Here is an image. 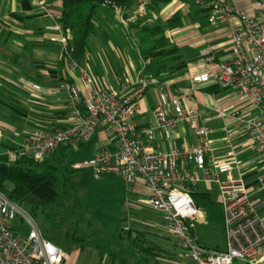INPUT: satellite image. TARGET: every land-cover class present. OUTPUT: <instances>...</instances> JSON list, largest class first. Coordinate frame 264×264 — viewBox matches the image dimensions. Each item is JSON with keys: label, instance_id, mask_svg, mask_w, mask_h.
<instances>
[{"label": "built area", "instance_id": "obj_1", "mask_svg": "<svg viewBox=\"0 0 264 264\" xmlns=\"http://www.w3.org/2000/svg\"><path fill=\"white\" fill-rule=\"evenodd\" d=\"M27 1L35 13L52 21L47 41L60 47L62 61L68 68L67 125L64 129H54L28 120L11 137L9 127L0 125V143L9 145L10 139L15 145L5 152L9 162L15 163L23 157L43 162L61 149L76 151L97 129H103L117 152L104 148L88 161L74 163L72 170L91 169L96 180L109 174L120 176L128 188L129 208L159 212L161 223L179 250L180 264L263 262L264 199L251 200L245 176L250 160L258 161L253 168L257 175L256 191L264 190V0H249V12L231 6L229 0H194L197 5L207 6L210 25L225 28L232 48L228 59L220 61L214 70L193 76L192 87L182 91L175 90L168 82L158 83L152 74L117 88L95 86L86 68L69 54L71 36L60 24L62 3ZM131 1L133 11L127 17L123 9L116 11L127 35L133 23L157 18L149 0ZM207 56L214 63L210 53ZM78 76L90 87L87 96L77 81ZM210 83L231 91L235 100L247 104V112L239 110L229 115L219 109L217 113L224 121L223 141L229 147L222 159L213 156L214 133L202 124L198 109L185 105L192 102L198 86ZM153 86L157 88L160 104L153 110L151 124L137 130L132 120L140 110L141 99ZM33 91L43 92L36 85ZM248 109L256 111V115H250ZM180 123L194 133L195 144H179L176 132ZM157 131L165 134L169 150L152 145ZM243 138L246 141L241 143L244 146L241 148L249 152V157L240 159L243 149L237 151L235 142ZM182 161L193 163L196 171L183 170ZM200 183L217 188L226 240V249L221 252L204 250L193 235L194 224L203 218L193 200V192ZM20 225L27 229L26 234H19ZM70 256L47 238L19 206L0 193V264H69Z\"/></svg>", "mask_w": 264, "mask_h": 264}, {"label": "crops", "instance_id": "obj_2", "mask_svg": "<svg viewBox=\"0 0 264 264\" xmlns=\"http://www.w3.org/2000/svg\"><path fill=\"white\" fill-rule=\"evenodd\" d=\"M56 4L60 0H53ZM229 4L240 10L251 11L249 0H229ZM133 11V4L130 5ZM100 11V15L98 12ZM97 12V34L90 39V51L84 60L79 63L86 68L95 86L103 89L117 88L124 83H133L138 78L149 74V58L143 54L135 44L131 33H125L119 23L116 12L102 7ZM114 14V15H113ZM156 14V13H155ZM155 21L165 23L178 18L180 25L167 30L165 37L170 43L181 50L183 62L186 67L185 74L175 77L168 82L175 90L182 91L192 87V77L201 73L214 70L220 61L228 59L231 54L232 43L227 37L224 27L212 26L208 23L207 6L197 5L194 0H172L163 5L157 13ZM109 21H112L110 23ZM52 21L35 13L27 0H0V125L9 127V136L21 130L28 120L35 123L56 122L62 127L65 121L58 120L57 116L66 113L67 100L66 88L70 83L67 66L62 61L63 56L60 47L47 41L49 28ZM207 53L213 57L214 63L207 59ZM84 94H89L90 87L82 77L77 79ZM39 86L43 92L33 91V86ZM218 87L221 94L214 96L205 92L211 87ZM160 104L156 86L151 87L140 101V110L132 122L137 130L148 127L153 120V110ZM186 106L198 109L202 124L213 131L212 141L213 156L222 159L226 157L229 147L224 138V121L217 113L224 110L229 115L236 111L247 112L245 102L235 100L231 91L222 89L215 83L200 85L196 88L192 102H186ZM173 114V109H170ZM250 115L255 116L256 111L248 109ZM248 113V114H249ZM179 144L186 143L191 146L196 143V137L191 129L184 123H180L177 129ZM19 139L17 140V142ZM244 138L235 142L237 151L244 147L241 143ZM8 145V143L6 142ZM154 147L169 150V141L162 131L156 132ZM15 147L9 139V149ZM107 148L112 153L117 152L116 145L103 129H97L91 139L82 145L76 152L79 156L77 162L88 161L100 150ZM7 149L2 148L0 155H5ZM62 150V149H61ZM60 152L65 155L71 152L69 149ZM56 152V153H57ZM240 152V159L249 157V152ZM56 153L50 156V160L56 161ZM88 155V158H85ZM53 157V159H52ZM48 158V159H49ZM65 159V157H63ZM84 158V159H83ZM59 160V158H58ZM251 163V164H250ZM256 160L252 159L247 167L245 180L251 192L253 202L264 199V190L256 191L257 175ZM180 167L189 172L196 171L193 163L182 161ZM91 170V169H90ZM94 177L93 171L91 170ZM83 175L82 173H78ZM115 175V174H109ZM96 180L103 181L105 177ZM118 176V175H115ZM120 177V176H118ZM123 180V179H122ZM205 183H200L196 189H203ZM212 186V185H209ZM207 187V186H206ZM209 190L217 198L218 192ZM195 189V190H196ZM128 189L121 203L124 212L136 211L127 205ZM141 211H136L135 213ZM264 213V209L262 210ZM160 220L158 214H156Z\"/></svg>", "mask_w": 264, "mask_h": 264}, {"label": "trees", "instance_id": "obj_3", "mask_svg": "<svg viewBox=\"0 0 264 264\" xmlns=\"http://www.w3.org/2000/svg\"><path fill=\"white\" fill-rule=\"evenodd\" d=\"M63 5V14L60 24L66 33H69V54L74 61H82L90 51V39L97 34L98 25L96 23L97 12L105 7L112 13L118 9L125 11V17L130 13L131 0H60ZM172 0H149L150 8L154 13L171 2ZM180 25L178 18L162 23L160 21L139 20L130 25V33L139 50L149 58L148 73L152 74L157 82L162 84L175 77L185 74L186 67L183 62L181 50L170 43L165 37L167 30H173ZM206 93L217 96L222 93L218 87L214 86L205 90ZM58 115V120L66 123L67 112ZM43 125L54 129H64L66 126L51 122H44ZM67 125V123H66ZM0 147L9 148V145L0 143ZM66 150L62 149L61 151ZM50 158L43 162H38L30 157L20 158L15 163H10L6 155H0V193L15 205L22 208L27 206L32 219H37L41 224V232L55 244L58 243L56 234L68 223L65 213H56L49 208L58 204L62 197V192H76L75 182L80 172L70 170L64 173L57 164L52 163ZM75 172V173H74ZM82 173V172H81ZM76 174V175H75ZM61 176L64 178V185L60 183ZM193 200L203 218L194 224L193 235L197 244L204 250L211 252H221L226 249L224 233V213L217 202V198L211 192L194 190ZM83 206L80 205L78 210ZM87 209L90 207L87 205ZM49 233V234H48ZM129 242L134 244V248L142 254L149 255L154 259L157 253L152 254L147 247V240L141 231L131 238L128 234ZM68 239V236H67ZM136 241V242H135ZM73 245H78L80 239H71ZM140 242V243H139ZM144 244V245H143ZM57 245V244H56ZM63 250L75 251L63 246ZM178 258H180L177 249ZM70 255V254H69ZM155 264H159L155 261ZM240 264V263H239ZM245 264V263H241Z\"/></svg>", "mask_w": 264, "mask_h": 264}, {"label": "rangeland", "instance_id": "obj_4", "mask_svg": "<svg viewBox=\"0 0 264 264\" xmlns=\"http://www.w3.org/2000/svg\"><path fill=\"white\" fill-rule=\"evenodd\" d=\"M109 22L114 25L112 21ZM79 156L72 151L66 152L65 155L57 152L56 161L52 163L67 173L74 163H78ZM85 158H88V155ZM77 177L76 192H62L58 204L49 208L56 213H65L68 217V223L56 234L59 238L56 244L62 250L61 245L71 250L76 247L75 251H67L71 255L69 264H155V261L159 264L181 263L174 239L167 233L156 215L159 212L144 210L139 213H135L136 211L121 213V203L127 188L121 177L108 175L103 181L97 182L90 169H85L83 175ZM60 183L64 185L63 176ZM206 186H203L201 191L215 192L214 187ZM80 205L83 207L78 210L77 207ZM87 205L90 209H87ZM21 210L41 229L39 221L31 218L27 206H23ZM20 229L22 232L19 234H26L25 227L20 225ZM138 231L144 234L149 252L157 253V258L142 254L129 242L128 234H131L130 239H133ZM74 237L80 239L78 245L71 242ZM259 264H264V260Z\"/></svg>", "mask_w": 264, "mask_h": 264}]
</instances>
